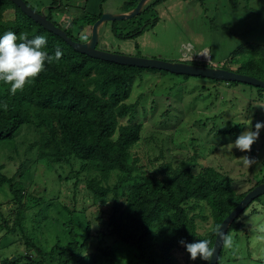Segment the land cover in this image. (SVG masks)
<instances>
[{
  "label": "rangeland",
  "instance_id": "374dc122",
  "mask_svg": "<svg viewBox=\"0 0 264 264\" xmlns=\"http://www.w3.org/2000/svg\"><path fill=\"white\" fill-rule=\"evenodd\" d=\"M26 1L34 9L43 11L52 0ZM118 1L122 5H117L115 10L124 11L125 0ZM218 1L164 0L149 13L140 12L116 20L115 27L126 33L154 15L158 17L152 28L148 26L135 38H120L113 32L112 22L105 21L99 47L125 55L174 62L185 60L235 71L239 67L238 55L234 63L224 64L223 60L231 56L244 37L234 34L235 39L214 45V39L220 35L212 32L231 30L225 29L227 18L220 14ZM78 2L62 0L63 11L57 17L55 11L54 17L66 26L72 16L91 14L95 10L91 1L85 10L77 6ZM79 25L75 27V34L81 29ZM249 42L264 43L253 38ZM205 49L209 50V61L196 56L185 59V55L199 54ZM247 58L248 55L242 57ZM9 89V84L0 82V107L5 114L9 113L8 101L13 95ZM20 91L16 92L18 97H21ZM127 102L136 103V120L142 127L140 139L131 148L130 162L134 163L135 171L126 189L128 194L142 176L164 177L167 163L177 167L187 162L191 167L196 165L198 171L214 169L215 173L228 176L232 189L239 195L245 194L243 198L264 184V129L250 150L229 146L242 132L255 130L257 121H264V92L244 83L232 85L228 81L201 76L185 78L172 72L147 69L135 79ZM25 108L33 118L32 123L22 125L12 138L0 143V171L12 177L14 187L22 192L17 202L10 185L0 184V264L7 259H20L18 264H56L59 251L53 253L52 247L57 245L63 249L70 241L71 230L82 241L87 226L91 229L89 245L79 250L71 264H109L106 251L126 260H136V254L126 252L127 247L118 242L111 230L113 194L100 197L88 188L90 180L113 187L121 173L113 169L103 177L102 169L95 162L74 156L69 163L40 158L44 128L38 125L35 107L25 104ZM246 158L251 162L245 164ZM254 199L235 217L244 229L229 235L233 243L231 247H224L221 264H256L255 260L264 259V192L258 200ZM191 215L197 225L194 240L207 239L213 248L215 243L211 244L209 234L213 226L210 207L201 201ZM153 232L159 245L172 244L170 249L176 264H195L179 243L182 238L176 229L164 223L156 225ZM100 235L104 238L102 242ZM27 239L42 253L28 246ZM196 262L205 261L197 258Z\"/></svg>",
  "mask_w": 264,
  "mask_h": 264
},
{
  "label": "trees",
  "instance_id": "16d2710c",
  "mask_svg": "<svg viewBox=\"0 0 264 264\" xmlns=\"http://www.w3.org/2000/svg\"><path fill=\"white\" fill-rule=\"evenodd\" d=\"M140 1L125 0L124 11L133 10ZM162 1L164 0H152L144 7L142 13L151 12ZM240 1L229 0L234 8ZM62 5V0H52L43 12L73 40L86 42L90 35L83 30L85 23L94 24L104 10L101 9L98 14L92 16H72L70 22L63 26L54 17L55 11L61 12ZM157 18L154 15L152 19L143 21L138 28L126 33L115 27L114 20L112 30L120 38H135L148 26L153 27ZM77 25L83 31L75 35L73 29ZM7 31L15 32L18 37L45 36L46 51L53 56V61L46 62L44 69L32 83L24 86L20 91L21 97L16 93L12 95L8 101V114L0 107V143L12 138L22 125L32 123L33 118L25 108V104H30L37 111L38 125L44 128L39 147L40 158L46 157L56 163H69L74 156L95 162L102 169L103 177L108 176L109 171L113 169L121 173L113 187L103 186L97 180L88 182V188L100 197L113 194L111 230L118 242L127 247L124 249L126 252L136 254V260H126L106 251L105 255L110 257L109 264H176L174 253L170 249L172 244L159 245L154 239L153 228L168 223L172 229H176L182 239L192 242L196 237L197 225L191 211L200 206L201 201L211 209L213 226L209 234L211 244L215 243L220 226L245 195H239L232 189L228 176L215 173L214 169L209 168L198 171L196 165L191 167L187 162H182L177 167L167 163L164 165V177L142 176V179L131 187L129 194L126 190L128 183L134 178L135 171L134 163L130 162L131 148L140 139L142 128L136 120V103L127 102L133 83L147 69L166 71L119 64L80 52L61 35L48 30L30 17L12 0H0V35ZM57 49L62 52L58 61L54 58ZM236 55L239 56L236 72L264 81V43L245 42L238 45L231 56L223 60L226 61L224 64L234 63ZM245 55H248V58L243 60ZM230 83L239 85L241 82ZM249 86L264 92L261 86ZM5 183L10 185L14 197L20 202L21 190L14 187L12 177L0 171V184ZM121 189L123 194H120ZM260 196L261 194L254 200H258ZM243 229V223L234 219L229 224L225 237H229L233 231ZM90 230L87 226L82 241L77 232L71 230L70 241L63 249L60 250L57 245L53 246V253L59 251L56 264H71L79 250L89 245ZM99 239L102 242L103 235H100ZM27 245L42 253L30 239H27ZM224 247L223 244L218 264H221L223 259ZM18 260L20 259H7L1 264H18ZM193 261L195 264H201L196 262L197 259ZM255 261L256 264H264V259ZM202 264L210 262L205 261Z\"/></svg>",
  "mask_w": 264,
  "mask_h": 264
},
{
  "label": "water",
  "instance_id": "95a60500",
  "mask_svg": "<svg viewBox=\"0 0 264 264\" xmlns=\"http://www.w3.org/2000/svg\"><path fill=\"white\" fill-rule=\"evenodd\" d=\"M16 3L24 12H26L30 17L35 19L37 22L42 24L48 30L61 35L67 42H69L76 50L86 53L92 57L107 60L111 62H116L119 64L131 65L141 68H154L158 70H165L167 72H172L180 75L198 76L206 77L215 80L223 81H237L249 85L261 86L264 88V81L248 74H243L236 72L231 69H225L220 67H212L208 65H199L187 62L185 60H180L177 62L167 61L152 57L143 56H132L125 55L121 53H114L110 51L103 50L99 47L101 41V31L102 25L107 20H123L129 17H133L136 14L142 12L144 7L147 5L149 0H141L138 5L131 11L115 14L103 11L100 18L94 23L90 38L86 42H80L73 40L66 31L57 26L53 21L49 20L43 11H38L29 5L25 0H12ZM264 192V184L258 187L254 192L246 195L245 198L233 209L229 216L224 220L219 228L214 244V254L210 260V264H218V258L223 246L221 238L225 237L227 228L229 224L235 219V217L245 208V206L256 196Z\"/></svg>",
  "mask_w": 264,
  "mask_h": 264
},
{
  "label": "clouds",
  "instance_id": "9594fccd",
  "mask_svg": "<svg viewBox=\"0 0 264 264\" xmlns=\"http://www.w3.org/2000/svg\"><path fill=\"white\" fill-rule=\"evenodd\" d=\"M46 46L47 38L43 35L32 38L18 37L12 31L0 35V82L10 85L11 94L14 95L18 89L22 90L26 84L32 83V80L44 69L45 63L53 61V56L46 51ZM61 56V50L57 49L54 53L55 60L58 61ZM261 129H264V121H257L255 130L250 128L242 132L229 146H235L241 151L250 150L259 137ZM244 162L248 164L251 161L246 158ZM221 242L227 247H231L233 243L228 237H222ZM179 243L189 253L191 260L199 258L210 262L213 257L214 249L209 246L207 239L192 242L181 239Z\"/></svg>",
  "mask_w": 264,
  "mask_h": 264
},
{
  "label": "crops",
  "instance_id": "0c3cea01",
  "mask_svg": "<svg viewBox=\"0 0 264 264\" xmlns=\"http://www.w3.org/2000/svg\"><path fill=\"white\" fill-rule=\"evenodd\" d=\"M90 1L92 2L93 8L95 9L91 12L92 15L98 14L101 9L103 10L105 9L106 12H115L117 14L125 13L124 11L115 10V7L117 5H120V6L122 5V1H118V0H79L77 6L85 10L88 7ZM217 6H218L217 8H219L220 14L227 18L224 21L225 22L224 24L226 25L225 28L231 29L230 30L231 32L223 31V30L212 32L213 35H220L219 38L216 37L214 39V45L220 43L222 40L229 41V40L235 39L236 37L234 36V34L236 36L243 35L244 37L242 39L243 41L241 40V42H239V45L240 43L242 44L245 42H249L250 39L252 38L258 41H264V0H252L250 2L241 0L235 8L231 6L229 0H219L217 2ZM91 14H82V15L92 16ZM58 15H61L60 11L57 12L56 17ZM56 20L58 21L59 19L56 18ZM107 21L113 22L114 20L113 21L107 20ZM91 25H94V24L85 23L83 30H85L86 32H89L90 30H92L90 28ZM106 26L110 28L108 23ZM111 26H112V23H111ZM149 28H152V27H149ZM83 30L81 29L78 30L77 34ZM108 30L109 29H107V31ZM74 31H75V28L73 29V32ZM106 33L107 32L105 30V34ZM103 41H104V38L102 39V42ZM214 48L216 50L215 46Z\"/></svg>",
  "mask_w": 264,
  "mask_h": 264
},
{
  "label": "bare ground",
  "instance_id": "6f19581e",
  "mask_svg": "<svg viewBox=\"0 0 264 264\" xmlns=\"http://www.w3.org/2000/svg\"><path fill=\"white\" fill-rule=\"evenodd\" d=\"M194 56H196V57H198L200 59L206 60V61L210 60V54H209V50L208 49H205L204 51H201L199 54H194L193 53V54L185 55V59L187 58L189 60H192Z\"/></svg>",
  "mask_w": 264,
  "mask_h": 264
}]
</instances>
